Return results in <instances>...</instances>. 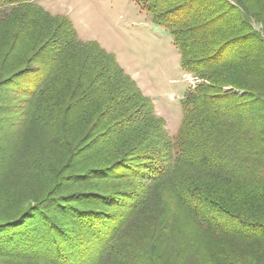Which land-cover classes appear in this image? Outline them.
<instances>
[{
  "label": "trees",
  "instance_id": "16d2710c",
  "mask_svg": "<svg viewBox=\"0 0 264 264\" xmlns=\"http://www.w3.org/2000/svg\"><path fill=\"white\" fill-rule=\"evenodd\" d=\"M37 1L0 0V264H264V0H133L197 81L174 137Z\"/></svg>",
  "mask_w": 264,
  "mask_h": 264
},
{
  "label": "rangeland",
  "instance_id": "374dc122",
  "mask_svg": "<svg viewBox=\"0 0 264 264\" xmlns=\"http://www.w3.org/2000/svg\"><path fill=\"white\" fill-rule=\"evenodd\" d=\"M52 17L67 18L77 39L113 54L142 94L152 100L171 137L181 123L180 103L196 85L182 71L172 38L133 0H38Z\"/></svg>",
  "mask_w": 264,
  "mask_h": 264
}]
</instances>
